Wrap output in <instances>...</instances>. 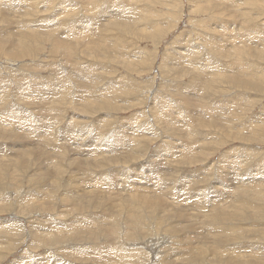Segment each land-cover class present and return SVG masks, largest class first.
<instances>
[{
    "label": "rangeland",
    "instance_id": "1",
    "mask_svg": "<svg viewBox=\"0 0 264 264\" xmlns=\"http://www.w3.org/2000/svg\"><path fill=\"white\" fill-rule=\"evenodd\" d=\"M18 263L264 264V0H0Z\"/></svg>",
    "mask_w": 264,
    "mask_h": 264
},
{
    "label": "bare ground",
    "instance_id": "2",
    "mask_svg": "<svg viewBox=\"0 0 264 264\" xmlns=\"http://www.w3.org/2000/svg\"><path fill=\"white\" fill-rule=\"evenodd\" d=\"M16 2V1H15ZM8 9V8H7ZM6 14V13H5ZM5 19H6V21H9L10 22V20H8V17L5 15ZM4 22H5V20H4ZM6 23V22H5ZM8 23V22H7ZM2 46V45H1ZM5 47V46H4ZM18 127V126H17ZM16 128V127H15ZM22 128V127H21ZM31 128V127H30ZM43 128H45V127H43ZM32 131H33V128L31 129ZM47 134H52V131H49ZM102 148V147H101ZM15 150V149H14ZM17 151V150H16ZM20 161V160H19ZM154 161V160H153ZM152 162V161H151ZM155 162V161H154ZM157 162H158V159H157ZM156 163V162H155ZM156 165V164H155ZM162 165V163L161 162H158V167L160 168V166ZM157 169V168H156ZM120 189V188H119ZM155 203V202H154ZM42 238V237H41ZM38 240V239H37ZM37 240H34V241H37ZM42 240V239H41ZM34 243H36L37 244V242H34ZM99 246V245H98ZM26 251V250H25ZM100 252V251H99ZM96 253V252H95ZM110 258V257H109ZM98 259V258H97ZM96 259V260H97ZM22 262H24V261H22ZM18 264H20V263H18Z\"/></svg>",
    "mask_w": 264,
    "mask_h": 264
}]
</instances>
